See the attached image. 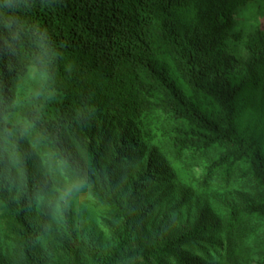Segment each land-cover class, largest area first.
I'll use <instances>...</instances> for the list:
<instances>
[{"label":"trees","instance_id":"obj_1","mask_svg":"<svg viewBox=\"0 0 264 264\" xmlns=\"http://www.w3.org/2000/svg\"><path fill=\"white\" fill-rule=\"evenodd\" d=\"M251 1L0 0V264H264ZM68 187L98 241L49 240Z\"/></svg>","mask_w":264,"mask_h":264},{"label":"rangeland","instance_id":"obj_2","mask_svg":"<svg viewBox=\"0 0 264 264\" xmlns=\"http://www.w3.org/2000/svg\"><path fill=\"white\" fill-rule=\"evenodd\" d=\"M264 28V3L262 0H253L248 3V5H244L237 11L236 18L234 19V29L235 30H244L247 27L257 24ZM232 51L229 53L230 57L229 61L233 60L234 62H239L237 59L239 56L243 54V49L241 45L234 44L232 45ZM237 57V58H234ZM33 76L29 77L26 81L27 86L32 85ZM248 190V189H246ZM57 196V195H56ZM195 203V202H194ZM54 213L47 221L49 228L53 227V232L49 230L50 236L49 240L55 244H59L57 242L58 235L61 236L60 233H64L63 237L69 243V245H74L75 247L78 244H86L88 240L98 241V229L93 232L90 221L91 219L97 215L96 208L93 205V202L87 196H76L72 195L70 201L66 204H62L57 207L58 201H53ZM199 205H192L191 208H196ZM1 223H5L3 219L0 218ZM57 233V234H55ZM102 232H99V236H103ZM102 241V246H105V241ZM100 247V248H101ZM3 249V247H2ZM1 258V257H0Z\"/></svg>","mask_w":264,"mask_h":264},{"label":"clouds","instance_id":"obj_3","mask_svg":"<svg viewBox=\"0 0 264 264\" xmlns=\"http://www.w3.org/2000/svg\"><path fill=\"white\" fill-rule=\"evenodd\" d=\"M74 189L71 187L64 188L58 191L57 193V201L58 205L57 207L59 208L60 205L66 204L70 201L72 195H73Z\"/></svg>","mask_w":264,"mask_h":264}]
</instances>
